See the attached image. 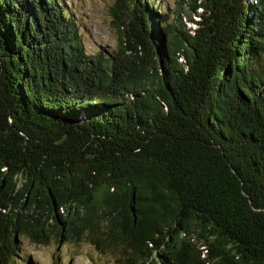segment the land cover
Segmentation results:
<instances>
[{
	"label": "trees",
	"instance_id": "obj_1",
	"mask_svg": "<svg viewBox=\"0 0 264 264\" xmlns=\"http://www.w3.org/2000/svg\"><path fill=\"white\" fill-rule=\"evenodd\" d=\"M0 0V264L22 238L118 264H264V0Z\"/></svg>",
	"mask_w": 264,
	"mask_h": 264
},
{
	"label": "rangeland",
	"instance_id": "obj_2",
	"mask_svg": "<svg viewBox=\"0 0 264 264\" xmlns=\"http://www.w3.org/2000/svg\"><path fill=\"white\" fill-rule=\"evenodd\" d=\"M116 0H69L73 10L85 49L97 52L111 49L117 43V31L112 24L111 6ZM160 9L167 6L170 11L175 8V0H159ZM22 256L29 262L19 259L20 264H118L115 255L109 249L102 253L88 239L75 242L70 240L63 244L53 241L49 245L33 244L22 238ZM16 264H19L16 262Z\"/></svg>",
	"mask_w": 264,
	"mask_h": 264
}]
</instances>
